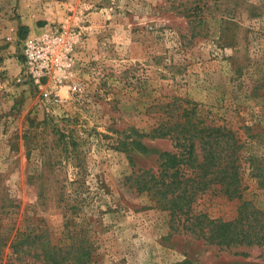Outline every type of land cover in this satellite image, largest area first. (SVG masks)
<instances>
[{
	"label": "rangeland",
	"instance_id": "374dc122",
	"mask_svg": "<svg viewBox=\"0 0 264 264\" xmlns=\"http://www.w3.org/2000/svg\"><path fill=\"white\" fill-rule=\"evenodd\" d=\"M55 30L75 41L57 102L22 56ZM166 105L237 132L253 157L241 202L264 213V179L251 177L264 176V0H0V264H45L41 247L70 251L80 230L88 264H264V247L210 245L130 187L175 153L141 136ZM238 206L212 188L191 208L231 222ZM16 231L36 235V258L11 254Z\"/></svg>",
	"mask_w": 264,
	"mask_h": 264
},
{
	"label": "trees",
	"instance_id": "16d2710c",
	"mask_svg": "<svg viewBox=\"0 0 264 264\" xmlns=\"http://www.w3.org/2000/svg\"><path fill=\"white\" fill-rule=\"evenodd\" d=\"M189 17V16H187ZM188 103V101L186 102ZM167 119L161 120L148 134L150 139L168 138L173 142L175 153L162 152L157 173L141 171L130 177V187L139 194L145 193L161 210L171 216L183 217L186 228L199 235L210 245L224 249L239 247H264V213L250 202H241L243 185V164L251 168L252 156L244 157V143L227 124H206L197 117L193 108H178L166 105ZM170 107V108H169ZM137 148H143L138 142ZM251 177H256L251 174ZM258 186L261 183L258 181ZM217 189L228 200L239 202L237 216L231 222L213 220L202 213H193L191 206L197 198ZM69 199L61 197L60 202L67 209ZM83 202V201H82ZM75 204V202H73ZM79 204V203H78ZM12 203H9V207ZM80 206V205H79ZM71 208H76L74 205ZM70 224L66 222V226ZM84 231L77 234L76 244L70 251L41 247L45 264H88L91 250ZM73 238L70 236V239ZM6 240L0 237V247ZM12 255L30 254L36 258V235L32 232H17L9 243ZM35 251V252H34ZM240 255H245L240 252ZM177 264H192L183 261Z\"/></svg>",
	"mask_w": 264,
	"mask_h": 264
},
{
	"label": "built area",
	"instance_id": "2783aa9c",
	"mask_svg": "<svg viewBox=\"0 0 264 264\" xmlns=\"http://www.w3.org/2000/svg\"><path fill=\"white\" fill-rule=\"evenodd\" d=\"M75 41L65 31L55 30L28 38L22 47L25 76L52 101L59 100L74 60Z\"/></svg>",
	"mask_w": 264,
	"mask_h": 264
}]
</instances>
